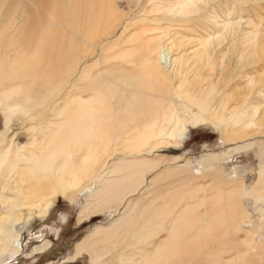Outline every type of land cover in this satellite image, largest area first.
Listing matches in <instances>:
<instances>
[{
	"label": "bare ground",
	"instance_id": "obj_1",
	"mask_svg": "<svg viewBox=\"0 0 264 264\" xmlns=\"http://www.w3.org/2000/svg\"><path fill=\"white\" fill-rule=\"evenodd\" d=\"M7 1L0 0V22L2 4ZM132 1L134 0H128V2ZM156 1H148L147 4L151 6L150 10L163 13L164 15H162L161 19L163 17L166 18L165 15L168 14L167 17L169 18L167 20L170 23L186 22L190 18L183 15L198 13L199 18L196 20L202 21L199 38L205 42L197 44L192 50L183 47L176 48L173 51L169 43L166 45L162 44L158 37L143 39L142 31L145 33L146 29L139 33L136 32L128 38V42L135 43V46L130 50L120 51L121 59L129 67L121 70V65H119L109 72L112 75V72L116 73L118 70L117 72L124 76L125 79L120 77V82L129 87L126 90L113 85L114 82L118 81H115L108 74L91 77L90 73L92 69L98 66L97 63H93L94 56L92 55L94 49L96 53L97 49L100 48L99 51L103 54L104 50L110 46L108 45V39L113 35L114 23L109 20L105 22L103 14L104 12H119L117 0H23L22 4H18L16 0H10L8 5L6 3L8 12L6 21L9 24L6 26L1 24L0 31L4 29L3 26L9 29L16 28V35H20L21 39H25V41L20 40L22 43L19 50L17 49L19 57L23 52L28 53L29 50L33 53L39 52L38 56L40 57L42 56L40 51L48 52L54 48V46H49V44L56 41L57 30L53 28V25L47 23L48 20L57 19L58 2H63L65 6L71 2L72 6H70L68 12H72L70 17L72 26L69 28V45L72 48L70 55L72 57L70 58L69 68L66 66L68 69L67 73L56 79L58 84L55 82V85H58V89L60 84L63 88L67 86L65 90L62 88L64 92L60 97L61 103L54 102V104H60L62 107L60 109L56 108V112L55 109L50 110L51 113H47L49 115L43 118L40 115L36 116V112L31 113L26 109L32 122L29 127L31 137H28V143L26 141L24 144H17L14 133L8 135L10 113L16 108H23V106L19 105L18 101L17 104L13 101L8 104L7 101L12 96L18 95V99H23L24 96L22 99L20 98V84L15 82L16 80H10L5 83L6 85L0 86V97L6 103L7 107L5 108L8 110L7 116H4L5 131L0 132V179L5 178V182L0 186V207L3 210V214L0 215V242L2 243L0 255L8 253L13 259L19 256L21 252V236L19 237L14 232L13 225L20 223L23 219L22 211L27 210L30 214L34 210L39 212V218L43 219L58 198L63 199L69 206H72L79 197H82L83 202L77 214L78 224L107 213L113 214V218L111 217L112 219H109L110 221L107 224L95 225L86 236L78 240L69 260L75 261L86 254L92 261L106 256L108 261V256L113 258V254H115L119 257L117 259L119 261L118 264H171L170 259L172 257H178L179 264H192L191 260L197 255L193 250L190 252L191 247L185 242L187 240L184 241V235L189 232L190 227L191 229L194 228L195 222L193 224V220L197 217L192 215L193 209H195L193 205H183L182 201L188 194L192 196L194 191L181 190L180 194H177V191L174 194L164 191L161 194L165 193L163 202L160 195L147 205L146 203H141L145 198H134L137 195L144 197L145 194V197H147L157 183L167 181L165 178H167L168 174L166 173L172 172L177 175L191 173V162L187 161L178 168L164 172L161 170L163 173L161 172L155 176L153 171L163 168L171 161L177 162L180 158L176 156L175 158L167 159L159 155L154 157V153L160 149L182 146L189 132L187 129L188 125L196 127L199 124L208 122L220 130L224 142H230V145L235 141L236 144L238 143V147L235 148L236 153L256 149L257 156L260 159L264 156L262 137L260 140L254 141L255 137H259L262 131L264 132L261 121V119L263 120L262 117H264V111L261 108L264 107V98L262 99L261 97L262 100L255 98L253 102L249 101L255 107L252 115L244 113V104H246L247 100L245 101L246 98L244 99L243 95L238 98L237 103L235 102L236 107H232V110L229 109V113L224 114V111L215 113L213 111L214 108L211 110L213 113H207V108L202 109L198 104V98L193 96L195 92L192 96H190L192 94L190 91L188 92L191 93L189 96L184 95L183 97L182 94L183 98L179 94L172 95L169 84L171 80H178L180 77L186 78L191 73L187 63L189 55L197 56L202 53H210L209 56H211L213 50L217 51L215 52L217 56L221 54V49H219L218 45L221 41L220 38L223 37L224 32L229 33V30H234L233 24L237 25L235 22L240 19L234 16L237 10H242L248 15L244 27L248 29L243 28V31L241 29L243 37L240 36L243 38V45L248 42L251 43L257 33L255 31L251 32L250 29L253 31L262 22L261 16H259L261 18L258 20L256 19L258 18L257 11H264V0H243L242 4L247 5L245 10L242 9L241 5L238 7L234 6L235 1L233 0H173L175 1L174 3L169 0H162L165 5L157 4L155 3ZM238 1L240 2V0ZM143 3V0H136L135 10L140 8V11H146V6H143ZM19 8H21V12H19ZM215 13H218L221 17ZM20 17L24 19V23L18 26L15 21ZM22 29L26 34L23 33ZM165 34L166 31H164ZM232 34L231 36L229 35L231 38ZM16 35L14 37H8V35L4 37L8 42L5 50L6 59L11 57L9 52L14 53L11 43ZM247 35L249 38H247ZM235 36H233V39ZM178 38L180 40L185 39V37L175 34L171 41L174 39L179 40ZM262 39L264 50V30H262L261 41ZM33 40L35 42H32ZM214 41L219 43L215 42L216 45L210 47V43H214ZM252 42L253 44L251 43V45L253 46L255 38ZM237 43L242 45L240 40ZM205 46L211 50L203 51ZM240 49L242 50V48ZM240 49L237 50L240 55L242 53L246 55ZM214 51L212 53L213 56H215ZM21 60L23 61V59ZM71 63L72 65H70ZM0 71L2 70L0 69ZM32 74H35V72ZM38 76L43 77L39 74ZM127 77L131 78L134 83H126ZM182 78H180V84L185 82ZM17 80L20 81V79ZM154 83L163 85L167 89L157 95V93L152 91ZM27 84L30 83L28 82ZM104 84H107L108 87L102 91L100 89ZM34 85L32 86L34 87ZM132 86L133 88L131 89ZM10 88H13V90L8 92ZM29 88H27V91ZM46 88L48 91L52 89V87ZM35 90V95H37V89ZM69 90L73 91L72 94H70ZM263 91L264 89L262 93ZM22 92L26 94V88L22 89ZM60 92L52 98H57ZM27 93L28 100L31 101L33 98H30V92ZM200 93H202L201 89L198 91V94ZM253 93L255 94V92ZM45 94H48V92L44 93V97L39 95L42 97V103L45 98V102L48 103V96L45 97ZM32 95L34 96L33 93ZM38 97L36 96L37 99ZM36 98L34 97L35 101L38 102L40 100V103L41 99L37 101ZM32 103L35 102L32 101ZM25 104H23L24 107ZM41 104H38V106ZM26 107L29 108L28 110L31 109L27 105ZM54 107L52 106L51 108ZM250 107L248 108L250 109ZM70 108H72V113L74 114L70 113ZM36 110L38 109L36 108ZM257 115L260 118L261 127L250 134L243 125L240 127L241 123L238 127L233 126L239 124L240 117H249L252 121L243 119L245 127L247 126L248 128L253 124V117L257 118ZM49 117L50 119H48ZM64 117L65 119H63ZM43 123L47 124L45 131L44 129L42 130ZM249 139H251L250 142L242 144L243 141ZM217 161V157L210 155L203 163L208 166V170H211L216 167L214 164ZM262 166L258 171L257 184L255 183L250 194L259 192L262 201H264V166ZM152 173L153 177L150 178L151 180H146V175ZM261 182L263 186L256 189ZM223 187L227 188L224 189ZM197 191H199V188L196 189ZM243 191L242 185L235 187L233 184L229 185L219 181V192L215 191L216 194L210 198L211 203L206 204V206L208 205V208H205L207 215L202 214L203 222L207 225V231L210 230L209 233H211L212 239H214V236L215 239L217 237V243L219 244L224 241L223 236L226 231L223 228L227 225L231 226L235 233L244 234L245 241H248L247 244H250V238L253 236L252 230L261 227L259 222L262 219L264 220V207L258 206L256 214L259 218L254 219L237 202ZM167 198H169V201H167ZM203 202L208 201L204 198ZM150 208L153 212L146 216V212H151V210L147 211ZM177 209L181 210L176 214ZM172 215L174 217L170 219ZM198 215L199 213H197ZM168 218L170 222L167 224V228L166 221H169L167 220ZM136 224H139L137 228ZM225 224L227 225L225 226ZM165 230H167L169 235L165 234L167 237L165 236L163 240L155 244V237ZM205 230V227H200L198 231L196 230L197 233L195 232V235L197 236L194 237L196 239H194L195 241L192 244L195 242L201 245L204 244ZM260 235H257V237L263 238V235ZM254 242V240H251V243ZM199 244L197 248H200L201 245ZM208 245H212V243ZM48 247L49 243L45 242L44 245L37 247L35 251L42 253ZM234 250L236 252L238 249ZM213 252L215 253V251ZM210 253L208 252V255L212 256ZM238 255H240L239 252ZM228 256L231 258L230 255ZM198 264L201 263L198 262Z\"/></svg>",
	"mask_w": 264,
	"mask_h": 264
},
{
	"label": "rangeland",
	"instance_id": "obj_2",
	"mask_svg": "<svg viewBox=\"0 0 264 264\" xmlns=\"http://www.w3.org/2000/svg\"><path fill=\"white\" fill-rule=\"evenodd\" d=\"M16 1L18 4H22V2H23V0H16ZM134 1L128 2V0H117L116 3H117L119 12H115V13L104 12V14H103L104 21L107 22L109 20V21L114 23L113 32H112L113 35L108 39V45H110V46L104 50L103 54L99 51L100 48L97 49L98 51L96 50L97 51L96 53H95V49H94V53L92 55V56H94L93 63H97L98 66L90 71L91 77H98L102 74H108L109 76H112L115 81H118V82H114L113 85H116L117 87H119L123 90H126L129 88L127 85L125 86V84L123 82H120L121 78L125 79L124 76H121L117 72L118 70L116 71V73L112 72V75L109 72L114 70L115 66L121 65V70L129 67L127 64L125 65L124 64L125 62L121 59L120 51L130 50V49H132L133 46H135L134 45L135 43L128 42V40H129L128 38L130 36L134 35L136 32L139 33L143 29L144 30L146 29L145 33H144V31H142L143 32L142 33L143 39L158 37V40L162 44L166 45L167 43H169V46L172 48L173 51L176 48H183V47H186V48L192 50V49H194L193 47H195L197 44H200L201 42L202 43L205 42L199 38V35L201 34L200 28L202 27V25H201L202 21H200L199 19L196 20L197 18H199L198 13H194V14H190V15H183L184 17H189L190 19L186 22H183V23L174 24V23H170L169 20H167L169 18V17H167L168 14L165 13L166 18L163 17L162 18L163 20H162L161 17H162V15H164L163 13L156 12V11L152 12L150 10L151 9L150 8L151 6H149L150 4H147L148 1H150V0H143V2H144L143 6L144 5L146 6V11L143 10V12L140 11V8H137L135 10L136 0H134ZM169 1L171 3L175 2L173 0H169ZM220 1H222V0H220ZM233 1H235L234 6L238 7L239 5H241L243 7L242 8L243 10L246 9L247 5L242 4L243 0H240V2L238 0H233ZM6 3L8 5L10 3V0H8L7 2H4L2 4L0 28H1V24H3L4 26L9 24L6 21V18L8 16V12L6 10ZM58 3H59V9L56 13L57 19L48 20V23H47L49 25H53V28L57 30L56 41H54L53 43L51 42L50 43L51 45L49 44V46H54V48H53L54 51H53V49L48 51V52L40 51V53H41L40 55H42V56H40L41 58L38 56L39 52L33 53L30 50L28 51V53L23 52V54H22V52H20L22 55L19 54L20 57L18 56L17 51L19 50V47L22 43V42H20V40L25 41V39H21L19 34H18L19 36L16 35L17 34V32L15 33L16 28H14V29L10 28L9 29V28H7V27L5 28L3 26V28L6 30H4L2 28L4 31L3 30L0 31V59H1L0 60V67H1L0 69L3 71V72L0 71V86L6 85L5 83H7L10 80H16L15 82L19 83L20 87H21L20 88L21 89L20 90V98L22 99L23 96L26 98V95L28 94L27 92H30L29 93V95L31 96L30 98H33V99H31V101H29L28 100L29 97L27 95L26 99L23 97V99L20 100V99H18V97H19V95H18L15 97L12 96L7 101L8 104L10 103V101H13L14 103L17 104V101H18L19 105L23 106V108H20V109L16 108L17 110L14 109L11 112L12 114L10 113L11 119H10V124H9V128H8V130H9L8 135L14 133L15 138L17 139V141H16L17 144H24V143H26V141L28 143L29 142L28 137L29 136L31 137V133L29 134V132H30L29 127L32 124V122L29 119L30 114L27 113V111L31 112V113L36 112L37 113L36 116L40 115V117L43 118V117H47V115H49L51 113L50 110L55 109V112H56V110H57L56 108L60 109L62 107L60 104H54V102L61 103L62 100H60V97L62 96V94H63L65 88H67V86H65L63 88L62 85L60 84L59 89H58V85H57L58 82H56V79H59L60 77H62L63 75H65L67 73V71H68L67 67L69 66V63L71 62L70 58L72 56L70 55V53L72 51V48L69 45V28H71V26H72V20L70 18L72 12H68V9L72 5H71V2L68 3L67 6H65V4L63 2H58ZM155 3L160 4V5H165L162 0H157ZM213 5H214V3H213ZM259 11H257L258 14L256 13L258 18L257 19L255 18V19L258 20L259 18L262 17L261 18L262 22L260 23V26L257 25L253 31H252V29L249 28L251 30V32L255 31V33H257L252 39V41H254V38H255V43H254L255 46L251 45V43L253 44L252 41H251V43L248 42L247 44L243 45V41H242L243 34H241L242 33L241 31H243V28L245 27V21L247 20L248 15H246L247 13H245L242 10H237L234 13V16H235V18H237V19L240 18V19H239V21L235 22V23H237V25L233 24V26L235 27L234 30H232V29L229 30V33L224 32L226 35L224 34L223 37L220 38V40H221L220 43L218 41H214V43L213 42L210 43L211 44L210 47H212L213 45H216V43L218 42L219 44L218 43L217 44L219 45V49H221V54L219 56H217L215 54V52H217V51L213 50L215 56H213V54H212L213 51L211 52V56H209L210 53H202V54L197 55V56L189 55L190 57H188L189 60L187 63L189 65L188 66L189 70L191 69V73H189L186 78L180 77V78L184 79V81H185L184 84H180V78L178 80L177 79L171 80L169 82L170 87H171L170 91H172L171 94L172 95L179 94L181 97L183 94V97H184V95L189 96L191 93L192 94L190 96H192L193 93L195 92V95H193V96H196L198 98V104L201 106L202 109L207 108V113H210V112L213 113V111L215 113L216 112L220 113L221 111H224L225 112L224 114L229 113V109L232 110L233 109L232 107H236L235 102L237 103L238 98H241L243 95V98L244 99L246 98L245 101L247 100L246 104H244V108H245L244 113L252 115L254 110H255V107L252 104L254 99L255 98L261 99V97H262V99L264 98V95H263L264 91L262 93V90L264 89V79H263L264 78V60H263L264 59V50H263V45H262L263 39L261 41L262 30H264V11H262V12L261 11L259 12ZM19 12H21V8H19ZM23 12H25V10H23ZM215 14L217 16H220L218 13H215ZM259 16H261V17H259ZM223 17H224V15H223ZM23 20L24 19L22 17L17 19L15 21L16 25L19 26L22 23H24ZM23 26H24V24H23ZM24 28H25V26H24ZM23 29H22L23 33L26 34V32H24ZM235 29H236V31H235ZM244 29L247 30L248 28H244ZM22 31H21V33H22ZM164 31H166L165 35H164ZM230 31H231V33H230ZM232 32H234V34H232ZM175 34L180 36V37L181 36L185 37V39L181 38L185 42H183L179 38H178L179 40L174 39L173 41H171L172 37ZM231 34H232V38L230 37ZM6 35H8V37H14L16 35V37L14 38V41L11 43L12 47L14 49V53L9 52L11 54V57L8 59L5 58L6 57V51L5 50H6V47L8 46L7 45L8 42L4 38ZM233 36H235L234 39H233ZM249 36H250V34H249ZM249 36L247 35V38H249ZM251 38H252V36H251ZM238 40H240L242 42V43H240L242 45H239V43H237ZM5 42H6V44H5ZM32 42H35V40H33ZM59 43H61V44H59ZM56 44H59V45H56ZM46 47H48V46H46ZM240 48H242V50ZM238 49H240L241 52L244 51V53L246 55H244L243 53L240 55V53L237 51ZM209 50H211V49H209L208 47L205 46V50H203V51H209ZM30 52H32V53L29 54ZM10 54H8V55H10ZM207 54H208V56H207ZM24 55L26 56V58ZM22 56H23V58H22ZM1 57H3V58H1ZM21 59H23V61ZM6 60H7L8 65L6 64ZM11 60H13V61H11ZM16 63H17L18 67L16 66ZM21 64H22V66H21ZM70 65H72V63ZM26 66H27L26 69H28V70L25 69ZM64 69H65V71H64ZM29 71H31V73H29ZM39 71H40V73H39ZM13 72L16 74H14ZM33 72H35V74H32ZM119 72H121V71H119ZM4 74H6V75H4ZM38 74L43 76L44 78L38 76ZM53 76H55V77H53ZM13 77L14 78L16 77V79H14ZM38 77H40L41 79ZM17 79H20V81ZM26 79H28L29 81ZM127 79L125 80V81H127L126 83H128V84L134 83V81L131 78L127 77ZM24 80H26V81H24ZM28 82L30 84H27ZM33 82L35 83V85ZM55 82L57 83L56 85H55ZM23 84H25V85H23ZM30 85L31 86L34 85L35 88L32 86V89H31ZM46 87H48V89L50 87H52V89H49V91H48ZM107 87H108V85L104 84L100 90L103 91ZM25 88H26V94L22 92V89H25ZM27 88H29L28 91H27ZM33 88H34V90H33ZM132 88H133V86L131 87V89ZM30 89H31L32 93L34 94V96L32 95ZM35 89H37V92H38L37 95H35V93H36ZM164 89H167V87L160 85L158 83H154L152 91L154 93H157V95H158L159 92L164 91ZM200 89H201L202 93L198 94V91ZM12 90H13V88H10L8 90V92L12 91ZM136 90H138V89H136ZM139 90H141V89H139ZM59 91H61V92L59 93L58 97L52 98ZM189 91L191 93H188ZM46 92H48V94H50V95L45 94V97L48 96V98H47L48 103L45 102L46 101V98H45L44 99L45 101H43V103L45 102L44 103L45 106H44L42 103V97L39 95H42L44 97V93H46ZM69 92H70V94H72L73 91L69 90ZM253 92H255V94ZM120 94H121V92H120ZM36 96L37 97L39 96L38 99L36 98ZM34 97L37 99V101L39 99H41V102L39 103L40 100L38 102H36ZM14 98H16V99L13 100ZM32 101L35 103H32ZM249 101H252V102H249ZM4 103L5 102H3L1 100V97H0V104H2L0 106V132L1 133H2V131L3 132L5 131L4 119L7 116V111H8L5 108V107H7V105H6V103L5 104ZM24 103H26L25 107L27 105V106L31 107V109L28 110L29 109L28 107L25 108L23 105ZM36 103H38V104L42 103L41 105L43 107L41 105H40L41 107L38 106V104H36ZM46 103L49 105H47ZM227 105L229 106V108H227L228 107ZM52 106H55V107L51 108ZM33 107H34V109H32ZM248 107H250V109ZM36 108L38 110H36ZM46 108H48V109H46ZM246 108L249 112L246 110ZM261 108L264 111V107H261ZM26 109H27V111H26ZM41 109H42V112H41ZM212 109H213V111H211ZM251 111H252V113H251ZM72 112H73V110H72V108H70V113H72ZM25 113L27 114V117H26ZM47 113H49V114H47ZM72 114H74V113H72ZM262 118H263V120L261 119V121L263 123L262 126H263V130H264V117H262ZM48 119H50V117ZM63 119H65V117ZM243 119H245V121H246L250 118L249 117L248 118L247 117L246 118L240 117L239 118V124L233 125V126L238 127L241 123L240 127L243 125L245 130L248 131L249 134L252 131H255L256 129L261 127L260 126L261 121H260V118L258 117V115H257V118L253 117V119H254L253 124L250 125L248 128H247V126L245 127V122H243ZM250 120L252 121V119H250ZM258 123H259V125H258ZM42 127H43L42 130L44 129V131H45L47 124L43 123ZM187 129L189 132H188L187 138L183 142L182 146L177 147V148H169V149H162V150L160 149V150H157V152L154 153V155H153L154 157L159 155L162 157H166L167 159L175 158L177 156L180 159H178L177 162L171 161V163H168L163 168L155 170L153 172L156 176L157 174H160L162 171L164 172V171L172 170L174 168H178V167H180L181 164L189 161V162H191V168H192V169L190 168L191 173L185 174V175L178 174L179 176L176 173L174 174L172 172L166 173V174H168L167 178H165L167 181H164L162 183H157V185L152 188L151 193H149L147 195L148 198L145 197L146 194L144 195V197H141V195H139V196L137 195V197L135 196L134 198H145V200H143V202L141 201V203L142 204L146 203V205H147L150 201L154 200L155 198H158L164 191L165 192L169 191V192H172L173 194L176 193V191H177V194H180L182 191H186V190L194 191V193H192V196L188 194V196L182 201L183 205H186V204L193 205V207L195 209H193L192 215H193V217H197L193 220V224L195 222L194 228L191 229V227H190V230H188L189 232L188 233L186 232L184 235V241L187 240L185 242H187V244H189L188 246L191 247L190 252H192V250H193V252L198 256V257L195 256V258H193V260H191L193 262L192 264H195V261H197L196 264H198V262H200L201 264H264V239H263L264 238V220L263 219L259 222L260 223L259 226H261V227L259 229L256 228V229L252 230L253 236L250 238V244L248 243L249 245L247 244L248 241L247 242L245 241L246 239H245L244 234L235 233L233 231V229L231 228V226H229L227 224H225V226L227 225L228 227L226 226L223 228V230L226 231V234H224V236H223L224 241H222L219 244V243H217L218 238L216 237V239H215V236H214V239H212V237L210 235L211 233H209L210 230L207 231V225H206V223L203 222V215H202V214L207 215V213L205 212V208L207 209L208 205L206 206V204L211 203L210 198L216 194L215 191L219 192V181H223L224 183L229 184V185L233 184L235 187L236 186L239 187L240 185L243 186L244 191L241 194V197L239 199H237V202L239 205L243 206L252 215V217L254 219L259 218V216L256 214V209L258 208V206L264 207V201H262V197H260L261 194H259V192L258 193L252 192V195L250 194V192L252 191V189L255 186V183L257 182L258 171L260 170L261 165L264 166V156L262 157V159H260L257 156L258 153H256V149L236 153L235 148L238 147V145H237L238 143L236 144V141H235V142H233L234 144L232 143L230 145V142H224V140H222V135L220 133V130L208 122H206L204 124H199V126H196V127H192L191 125H188ZM261 137H262L263 142H264V132L263 131L259 135V137H255L254 141L260 140ZM250 140L251 139L243 141L242 144L248 143V142H250ZM232 146H233V148H232ZM210 155H212V156L214 155V157H217V159H218L217 163L214 164V166H216V167L214 169H211L212 171L210 169L208 170L207 169L208 166H205V164H204L205 159ZM219 167H221V168H219ZM175 175H177V176H175ZM158 176H160V175H158ZM0 177H1V173H0ZM152 177H153V173L147 174L146 180L149 181V180H151L150 178H152ZM4 182H5V178L0 179V186ZM262 186L263 185L261 182L260 184H258L256 189L260 188ZM198 188H199V191L196 192V189H198ZM223 188L225 189L227 187H223ZM224 189H223V191H224ZM163 195L160 196L162 199L161 200L162 202L164 201ZM204 198H206L208 202H203ZM58 199H60V198H58ZM82 199H83L82 197H79L78 200L71 207L68 206L69 204L65 201L66 206L69 207L70 209H72L73 213H74V214L72 213L73 214L72 217H70V219L68 220L70 226H74V223H75L74 215H76L77 211L79 212L80 207H81L82 202H83ZM61 200H63V199H61ZM167 201H169V198H167ZM67 207L64 206V207L59 208L58 206H55L53 208V210L55 212L65 211V208H67ZM150 210H151V208L147 211L149 212ZM180 210L181 209H177L176 214L178 212H180ZM48 212H49V210H48ZM48 212H47V214H48ZM152 212H153V210H151V212H149V213L146 212L145 214H147L146 216H148ZM38 213L39 212H36L34 210H32L30 214L28 213L27 210L22 211L23 219L21 220L20 223L13 225L14 226V232H16L19 235V237L21 236V241H20L21 252L19 253V256L16 259L11 258L8 255V253L1 254L0 255V264H46V263L61 264L63 261L73 262L69 259L72 257L74 247H73V250H72V248L62 249L63 247H61L60 249H58L56 251H51L50 253L44 252L43 254H40V255L35 256L33 258L32 257L30 258V256H32V253L30 252V250H33L34 248L32 246L35 245L34 244L35 242L33 240V234L36 232V230L38 228L39 224H37V223H40V220H41V218H39L40 216L38 215ZM197 213H199L198 216H197ZM2 214H3V210L0 207V215H2ZM29 215H30V217H29ZM112 215L107 213V214H104L103 216L93 218L90 221L89 225L81 227L82 232L78 235L76 242L78 240H81L84 236L87 235V233L90 232L89 230L92 229V228L90 229L91 226L94 227L97 224H107L113 218ZM173 217H174V215H172L170 217V219ZM167 220H169V218ZM33 222H35V224H33ZM169 222H170V220L166 221V227L167 228H168L167 224ZM137 225H139V224H136V228L138 227ZM200 227L206 228V230L204 232L205 233L204 234L205 239L203 241L205 246H204V244L201 245L198 242H195L192 244V242L195 241L194 239H196L194 237L197 236V235H195V232L197 233L198 228H200ZM44 231H47V229H45ZM165 234H167V236L169 235L167 230H165L164 232H161V234L156 236L155 237L156 240L154 239L155 244H157L158 241L163 240L166 236ZM206 234H207V236H206ZM256 234L257 235H260V234L263 235V238H259V236L257 237ZM192 235H193V237H192ZM62 240H63V237L60 239V242ZM251 240H254L255 242L251 243ZM188 242H190V243H188ZM210 242L212 243V245H208V244H211ZM234 242L237 244L234 245L235 244ZM64 243L65 242H63L62 244L64 245ZM198 244L201 245L200 248L199 247L197 248ZM1 245H2V243L0 244V247H1ZM229 247L231 248V250L232 249L233 250L231 251ZM194 248L196 249L197 252L194 251L195 250ZM234 249H238V250L235 252ZM198 250H199V252H198ZM213 251H215V253H217V254H215ZM208 252H211L210 254H212V256L208 255ZM238 252L240 255H238ZM228 255H230L231 258H229ZM106 257L100 258L99 260L92 261L90 258H88V256L86 254H84L80 258L76 259L74 264H89V263L90 264H118V262H119L117 260V259H119L118 255L116 256L115 254H113V258H112V256H108L109 257L108 261H107L108 258H106ZM197 258H199V259H197ZM111 260L112 261L114 260V261L112 262ZM170 260L172 262L171 264H179L180 263L178 257H176V258L172 257Z\"/></svg>",
	"mask_w": 264,
	"mask_h": 264
},
{
	"label": "crops",
	"instance_id": "obj_3",
	"mask_svg": "<svg viewBox=\"0 0 264 264\" xmlns=\"http://www.w3.org/2000/svg\"><path fill=\"white\" fill-rule=\"evenodd\" d=\"M53 206L54 207L58 206L59 208L64 207V206L67 207L66 202L61 199L56 200ZM53 206L49 210L48 214L43 218L44 220L41 219L40 223H37L39 225H38L36 232L33 234V240L35 242L34 243L35 245L32 246L34 249L30 250V252L32 253V256H30V258L43 254L44 252L50 253L51 251H56L60 249L61 247H63L62 249L72 248L73 250V247L77 243L76 239L78 235L82 232L81 227L89 225L90 221L93 219L91 218L87 222L78 224L77 223L78 211H77L76 215H74V220H75L74 226H70L68 220L74 214L73 210L67 207L65 208V211L55 212L53 210L54 208ZM33 224H35V222H33ZM91 228L92 226L90 227V229ZM45 229H47V231H44ZM62 237H63V240L60 242V239ZM45 242L49 243V247L46 249V251L42 253H37L35 249L39 246L44 245ZM63 242H65L64 245L62 244Z\"/></svg>",
	"mask_w": 264,
	"mask_h": 264
},
{
	"label": "flooded vegetation",
	"instance_id": "obj_4",
	"mask_svg": "<svg viewBox=\"0 0 264 264\" xmlns=\"http://www.w3.org/2000/svg\"><path fill=\"white\" fill-rule=\"evenodd\" d=\"M75 261L73 262H66V261H63L61 264H74Z\"/></svg>",
	"mask_w": 264,
	"mask_h": 264
}]
</instances>
